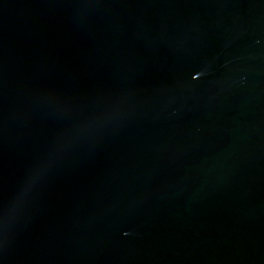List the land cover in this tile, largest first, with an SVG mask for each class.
<instances>
[{
	"label": "water",
	"instance_id": "water-1",
	"mask_svg": "<svg viewBox=\"0 0 264 264\" xmlns=\"http://www.w3.org/2000/svg\"><path fill=\"white\" fill-rule=\"evenodd\" d=\"M0 264H264V0H0Z\"/></svg>",
	"mask_w": 264,
	"mask_h": 264
}]
</instances>
